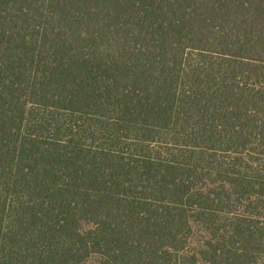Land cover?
Masks as SVG:
<instances>
[{
	"label": "trees",
	"instance_id": "trees-1",
	"mask_svg": "<svg viewBox=\"0 0 264 264\" xmlns=\"http://www.w3.org/2000/svg\"><path fill=\"white\" fill-rule=\"evenodd\" d=\"M0 264H264V0H0Z\"/></svg>",
	"mask_w": 264,
	"mask_h": 264
}]
</instances>
